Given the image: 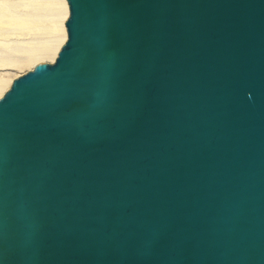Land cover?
I'll return each mask as SVG.
<instances>
[{
    "label": "water",
    "instance_id": "water-1",
    "mask_svg": "<svg viewBox=\"0 0 264 264\" xmlns=\"http://www.w3.org/2000/svg\"><path fill=\"white\" fill-rule=\"evenodd\" d=\"M66 2L0 97V264H264V0Z\"/></svg>",
    "mask_w": 264,
    "mask_h": 264
},
{
    "label": "rangeland",
    "instance_id": "rangeland-1",
    "mask_svg": "<svg viewBox=\"0 0 264 264\" xmlns=\"http://www.w3.org/2000/svg\"><path fill=\"white\" fill-rule=\"evenodd\" d=\"M0 8V79L10 80L32 57L51 59L62 15L59 0H0Z\"/></svg>",
    "mask_w": 264,
    "mask_h": 264
},
{
    "label": "bare ground",
    "instance_id": "bare-ground-1",
    "mask_svg": "<svg viewBox=\"0 0 264 264\" xmlns=\"http://www.w3.org/2000/svg\"><path fill=\"white\" fill-rule=\"evenodd\" d=\"M59 6H60V13H61V15H62V21H61V25H60V29H59V32H58V35L61 37V41H60V43H59V45L57 46V48L53 51V53L51 54L52 55V57H51V59H49V60H47L46 58H44V57H42V58H35V60H34V58L32 57L31 59H33V60H30V61H28L27 63L28 64H26V67H28L27 69H25L24 71H22L21 73H19L20 75L22 74V73H24V72H26V71H28V70H31L37 63H39V62H53L54 61V59H55V57H56V55H57V53H58V51H59V49H60V47H61V45L65 42V40H66V37H67V33H66V28H65V20H66V18H67V16H68V5H67V2H66V0H59ZM1 9V8H0ZM30 17H31V15H30ZM3 19L1 18L0 19V23L2 22L3 23ZM15 21H17V20H15ZM18 22H20V21H18ZM16 23V22H15ZM25 24V23H24ZM27 24V23H26ZM19 28V27H18ZM48 54V53H47ZM17 77V76H16ZM16 77H14V78H16ZM14 78H12V79H0V97L3 95V93L9 88V86L11 85V83H12V81H13V79Z\"/></svg>",
    "mask_w": 264,
    "mask_h": 264
}]
</instances>
